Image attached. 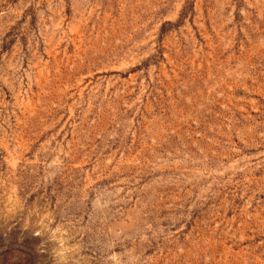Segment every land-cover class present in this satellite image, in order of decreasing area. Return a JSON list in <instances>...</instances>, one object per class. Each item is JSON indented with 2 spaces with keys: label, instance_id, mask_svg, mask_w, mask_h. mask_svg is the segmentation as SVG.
Segmentation results:
<instances>
[{
  "label": "rangeland",
  "instance_id": "obj_1",
  "mask_svg": "<svg viewBox=\"0 0 264 264\" xmlns=\"http://www.w3.org/2000/svg\"><path fill=\"white\" fill-rule=\"evenodd\" d=\"M0 264H264V0H0Z\"/></svg>",
  "mask_w": 264,
  "mask_h": 264
}]
</instances>
